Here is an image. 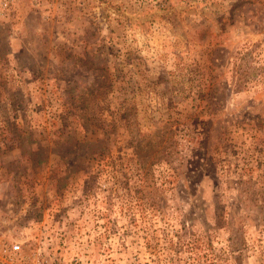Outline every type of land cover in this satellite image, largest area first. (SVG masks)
Returning a JSON list of instances; mask_svg holds the SVG:
<instances>
[{"label":"rangeland","instance_id":"1","mask_svg":"<svg viewBox=\"0 0 264 264\" xmlns=\"http://www.w3.org/2000/svg\"><path fill=\"white\" fill-rule=\"evenodd\" d=\"M0 264H264V0H0Z\"/></svg>","mask_w":264,"mask_h":264},{"label":"built area","instance_id":"2","mask_svg":"<svg viewBox=\"0 0 264 264\" xmlns=\"http://www.w3.org/2000/svg\"><path fill=\"white\" fill-rule=\"evenodd\" d=\"M20 245L19 244H12L11 245V252L14 254V255H17V253L20 251Z\"/></svg>","mask_w":264,"mask_h":264}]
</instances>
